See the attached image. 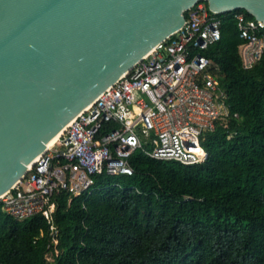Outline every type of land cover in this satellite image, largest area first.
Segmentation results:
<instances>
[{
  "label": "trees",
  "instance_id": "trees-1",
  "mask_svg": "<svg viewBox=\"0 0 264 264\" xmlns=\"http://www.w3.org/2000/svg\"><path fill=\"white\" fill-rule=\"evenodd\" d=\"M240 11L252 17L217 14L220 38L203 52L230 108L205 133L203 160L137 149L131 174L101 172L77 196L60 191L55 242L43 215L17 220L0 203V264H264V53L242 68Z\"/></svg>",
  "mask_w": 264,
  "mask_h": 264
},
{
  "label": "built area",
  "instance_id": "built-area-1",
  "mask_svg": "<svg viewBox=\"0 0 264 264\" xmlns=\"http://www.w3.org/2000/svg\"><path fill=\"white\" fill-rule=\"evenodd\" d=\"M183 14L181 27L78 113L0 195L7 215L17 220L43 215L55 242L53 197L60 191L77 196L101 172L131 174L128 158L137 149L186 165L203 160L205 133L230 116L217 67L203 53L219 40L221 20L201 1ZM234 18L241 66L248 69L264 53L263 22L242 11ZM232 116L238 118L236 112Z\"/></svg>",
  "mask_w": 264,
  "mask_h": 264
},
{
  "label": "water",
  "instance_id": "water-1",
  "mask_svg": "<svg viewBox=\"0 0 264 264\" xmlns=\"http://www.w3.org/2000/svg\"><path fill=\"white\" fill-rule=\"evenodd\" d=\"M203 0H0V195L105 88ZM212 13L264 0H204Z\"/></svg>",
  "mask_w": 264,
  "mask_h": 264
},
{
  "label": "bare ground",
  "instance_id": "bare-ground-1",
  "mask_svg": "<svg viewBox=\"0 0 264 264\" xmlns=\"http://www.w3.org/2000/svg\"><path fill=\"white\" fill-rule=\"evenodd\" d=\"M66 127V126H65ZM65 127L60 130L54 137H52L47 143H46V148L50 147L52 144H54V142L56 141V139L60 136V134L62 133V131L65 129Z\"/></svg>",
  "mask_w": 264,
  "mask_h": 264
},
{
  "label": "rangeland",
  "instance_id": "rangeland-1",
  "mask_svg": "<svg viewBox=\"0 0 264 264\" xmlns=\"http://www.w3.org/2000/svg\"><path fill=\"white\" fill-rule=\"evenodd\" d=\"M46 256H47L46 258H47L48 260H51V257H50L49 254H47Z\"/></svg>",
  "mask_w": 264,
  "mask_h": 264
}]
</instances>
